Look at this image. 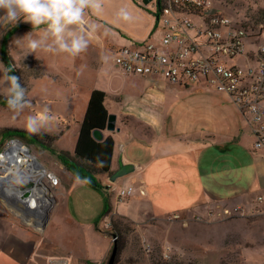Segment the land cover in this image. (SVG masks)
<instances>
[{"label": "rangeland", "instance_id": "1", "mask_svg": "<svg viewBox=\"0 0 264 264\" xmlns=\"http://www.w3.org/2000/svg\"><path fill=\"white\" fill-rule=\"evenodd\" d=\"M203 1L209 13L227 17L232 23L241 24L246 28L249 33V37L244 41L246 49L253 51L264 45V0ZM95 3L99 7L95 10L86 8L84 16L87 17L90 25H95L97 42L90 41L87 49L75 58L67 53H50L39 49L36 50L35 55L28 54L25 57L27 48L23 45L26 41H21L18 46L16 38L32 31L31 24L18 21L15 25L0 19V46L6 34L13 30L8 38V52L11 63L20 76L22 87L25 88L26 99L29 101L19 113L10 110L7 105L0 104V149L9 137L20 139L28 145L31 155L47 173H52L58 179L57 183H53L47 175L42 177V181L50 188L46 191L51 196L52 202L41 230L35 229L27 222L30 218L14 208V204L8 206L0 203V226L9 228L7 232L17 230L25 238L20 240L21 242L18 240L20 244L17 242V244L0 245V264H42L50 257L60 258L66 264H107L113 243L117 241L113 239L115 230L111 225L112 220L118 225L120 242L114 264H153L154 260L175 259L191 261L195 264H264V155H260L263 160H254L247 153L235 157L236 164L232 168V178L236 185L228 193L217 198L202 199L195 202L194 206H182L153 214L146 219L143 218V222H136L120 215L131 207V202L128 200L135 191L138 190L143 196V189L140 190L139 185L135 183L128 186L132 187V193L119 195L125 187L121 186L120 178L110 182L108 177L111 171H109L102 174L104 175L102 181L104 186L107 185V192L105 190L107 196L108 189L110 190L113 211L100 218L98 222L94 221L100 215L98 209L100 204L97 196L94 195L98 191L86 186V191L76 189L74 191L76 195L72 193V197L79 198L81 204L77 202L76 208H73L71 205H66V201L62 202L56 218L51 224L48 223L52 209L60 201L59 188L63 174L61 163L47 147L7 135L4 133L5 129L27 130L26 117L36 115L35 110L41 112L47 107L52 119L44 126H38L39 130L34 133H47L59 138L57 144L54 140L49 146L71 147L77 134H75L78 126L76 121L80 118H76L75 122L71 119L56 118V112L64 107L65 97L81 99L88 88H102L100 86L107 79L109 80L107 71L111 64L112 73L127 76L114 62H110L114 50L131 42L156 41L159 38V32L154 30L156 0L147 3H144V0H95ZM3 15L4 12L0 10V16ZM193 20L199 23L197 18L193 17ZM145 31L147 33L142 36ZM116 32L128 35L132 41L126 43L117 41L120 39ZM40 34L39 31H32L29 38H38ZM110 41L113 42L108 43ZM0 63H3L1 58ZM135 77L146 79L143 87L139 81L136 82L138 85L134 84L133 91L138 93L134 98L136 100L131 102L129 96L118 88L116 92L112 90L116 94H110V100L120 102L121 106L127 108L126 110L131 114L134 113L133 115L139 120L146 116L144 113L148 109L145 104L139 105L137 102L141 103V100L151 102L157 99L156 92L161 88L155 86L160 77L138 75ZM116 81L119 80H113ZM202 84L217 93L219 99L228 102L229 98L223 91L216 90L204 82L185 88L193 90L203 87ZM173 86L181 89L178 84ZM112 91L108 90V92ZM6 95V87L0 84V96ZM220 102L222 101L217 100L213 103L214 106L210 105V107L215 115L224 116L228 113V109H225V104ZM238 112L249 130L251 125L248 124V117ZM138 123L143 130V121L140 120ZM65 126L70 128L60 133ZM239 140L242 141V138ZM248 143L249 137H246L242 141L241 148L246 146L248 149L250 146ZM243 148L245 150V147ZM251 151L256 154L252 148ZM97 177L100 178L99 175ZM33 184L34 182H29L27 186L31 187ZM222 188V185H219V190ZM100 190L104 192L103 189ZM82 205L88 210L83 209ZM94 213H96L94 217L90 216ZM78 223H82V226Z\"/></svg>", "mask_w": 264, "mask_h": 264}, {"label": "crops", "instance_id": "2", "mask_svg": "<svg viewBox=\"0 0 264 264\" xmlns=\"http://www.w3.org/2000/svg\"><path fill=\"white\" fill-rule=\"evenodd\" d=\"M149 1L144 0V3ZM146 33L145 31L142 36ZM116 34L120 39L117 41L121 43L132 41L128 35L122 32H116ZM91 41L93 43L97 42L95 33ZM110 60L113 63V55H111ZM112 67L111 64L107 71L109 80L107 79L100 86L102 88H96L104 91V105L109 115L114 116V129L105 128L102 130L103 137L110 135L114 140L110 171L117 169L121 147L123 162H135L138 165L134 172L120 178L122 180L121 186L127 187L136 183L139 185L140 190L143 189L144 191L143 196H141L136 190L135 194L128 200V202H131V207L121 212L120 215L129 217V219L136 222H143V218L146 219V217L153 214L163 213L169 209L182 206H194L195 202L202 199L217 198L228 193L236 185L233 183L234 179L232 178V168L236 164L234 162L235 157L238 158L243 153H247L254 160H263L261 154H254L251 151L253 139L250 132L243 117L228 98V102H225L222 98L219 99L217 93L206 88L203 84V87L193 90L181 85V87L178 86L181 89H177L173 86L174 84L160 77L155 86L161 88L160 91L158 89L156 92L158 94L157 99L151 102H147V100H141V103L137 102L139 105L145 104L148 109L144 113L146 116L138 120V117L133 115L134 113L128 112L127 108L121 106L120 102L116 101V103L110 100V94H116L114 92L118 88L123 94L128 95L129 100L133 102L136 100L134 98L138 96V93L133 91L134 84L139 81L141 87H143L146 79L135 77L137 75H127L125 77L119 74L115 75L111 72ZM116 79L119 81L113 82ZM93 88H88L81 99L78 97L66 99L65 97L64 107L56 112L57 119H71L75 122L76 118H80L79 121H76L78 126L75 134H78L79 122L84 116L89 92ZM110 89L111 91L114 89V92H108ZM186 92L190 93L186 94ZM187 98L188 100H186ZM217 100L222 101L220 104H225L224 108L228 109V113L224 116H217L211 110L210 105L214 106L213 103ZM165 102H168V104ZM35 111V114L40 112V110ZM140 120L143 121V130L140 129L138 123ZM69 128L70 126L67 128L65 126L64 129L60 130V133ZM77 134L71 147L64 148L57 145V148L74 155ZM246 137H249V150L246 146H243L245 150L243 147L241 148L242 141ZM240 138H242V141L239 140ZM58 139L55 140L56 144ZM61 166L63 174L61 175L62 182L60 180L61 187L59 188L61 189L59 190L60 201L52 209L49 224L56 218L62 202L66 201L65 204L71 205L73 208H76L77 202L81 204L79 198L72 197V193L76 189L86 191L87 187L92 188L79 178L74 177L62 164ZM99 176L104 192L92 188L98 191L94 195L97 196L96 198L100 204L99 213H101L107 198L113 211L110 190L108 189L107 196V185L104 186L105 184L102 181L104 175ZM216 184H218V187H216ZM219 185L223 187L221 190H219ZM82 208L88 210L84 205H82ZM95 215L96 213L90 216L94 217ZM97 219L94 221H97ZM78 225L82 226V223H78ZM8 229L0 226V245L17 244L18 240H25L19 231L10 230V232H7ZM18 244L20 243L18 242Z\"/></svg>", "mask_w": 264, "mask_h": 264}, {"label": "built area", "instance_id": "3", "mask_svg": "<svg viewBox=\"0 0 264 264\" xmlns=\"http://www.w3.org/2000/svg\"><path fill=\"white\" fill-rule=\"evenodd\" d=\"M156 7L158 40L130 41L117 47L115 65L126 75L161 77L183 87L204 82L223 91L248 117L252 150L264 155V45L253 51L246 49V28L209 13L203 0H156ZM84 20L87 28L90 23L85 16ZM45 175L57 183L58 179L31 155L27 144L15 137L6 139L0 149V203L14 204L30 218L27 222L32 226L43 227L51 207L46 191L50 188L42 181ZM29 182H34L33 186L28 187ZM130 193L132 187L127 186L119 195ZM42 264L66 262L50 257Z\"/></svg>", "mask_w": 264, "mask_h": 264}, {"label": "clouds", "instance_id": "4", "mask_svg": "<svg viewBox=\"0 0 264 264\" xmlns=\"http://www.w3.org/2000/svg\"><path fill=\"white\" fill-rule=\"evenodd\" d=\"M98 7L95 0H0V10L4 12L0 19L15 25L18 21L30 23L32 31L41 33L34 39L29 38L32 31L16 38L18 46L21 41H26L23 45L27 48L25 57L35 55L39 49L43 52L67 53L75 58L87 49L95 31V25L84 27L85 9L95 10ZM12 71V66L0 63V84L7 89L6 104L10 110L19 113L29 101L17 76L10 75ZM48 112V108L44 107L36 115L27 116L26 129L29 132L38 131L39 127L52 119Z\"/></svg>", "mask_w": 264, "mask_h": 264}, {"label": "trees", "instance_id": "5", "mask_svg": "<svg viewBox=\"0 0 264 264\" xmlns=\"http://www.w3.org/2000/svg\"><path fill=\"white\" fill-rule=\"evenodd\" d=\"M13 33L8 32L3 38L0 46V58L4 66H12L11 57L8 52V38ZM10 75H15L18 78L19 83L22 86V81L16 69L13 67V71ZM104 91L100 89H93L89 94L86 109L82 120L79 122L78 134L74 146V155H70L67 151L49 146L52 141L56 140V136L48 135L47 133H34L28 130L8 128L4 133L7 135H13L25 139L30 143H38L47 147L52 153H54L60 163L66 170L72 173L76 178H79L83 182L87 183L90 187L95 189H103V185L98 179V175L108 173L111 168V160L114 149V140L112 136L102 137L97 140L93 137L94 130L102 131L106 128L109 113L104 105ZM0 104H6V96H0ZM111 211L109 199L105 200L102 211L99 215L100 220L103 216H106ZM113 230H115V236L117 240V248L120 249V242L118 236V225L115 221H111ZM117 230V231H116ZM153 264H195L191 261H178L175 260H154Z\"/></svg>", "mask_w": 264, "mask_h": 264}, {"label": "water", "instance_id": "6", "mask_svg": "<svg viewBox=\"0 0 264 264\" xmlns=\"http://www.w3.org/2000/svg\"><path fill=\"white\" fill-rule=\"evenodd\" d=\"M106 128L110 130L114 129V116L113 115L108 116ZM92 135L97 140H100L103 137L102 131H99V130H94ZM137 167L138 165L135 162H126V163L123 162L122 148L120 147V153L118 155V160H117V169L112 171L108 178L110 182H114L116 181V179L124 177L128 175L129 173L134 172L137 169ZM113 237H114L113 239L115 240V235ZM116 255H117V245H116V242H114L110 256L107 261V264H114Z\"/></svg>", "mask_w": 264, "mask_h": 264}, {"label": "bare ground", "instance_id": "7", "mask_svg": "<svg viewBox=\"0 0 264 264\" xmlns=\"http://www.w3.org/2000/svg\"><path fill=\"white\" fill-rule=\"evenodd\" d=\"M156 19V18H155ZM262 155V154H261ZM38 166H39V164H38ZM17 175H19V173L17 174ZM1 178V177H0ZM42 186H43V184L42 183H40ZM33 224V227L35 228V229H37V230H41L42 229V225L41 224H38V225H36V224H34V223H32Z\"/></svg>", "mask_w": 264, "mask_h": 264}]
</instances>
